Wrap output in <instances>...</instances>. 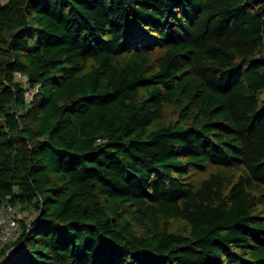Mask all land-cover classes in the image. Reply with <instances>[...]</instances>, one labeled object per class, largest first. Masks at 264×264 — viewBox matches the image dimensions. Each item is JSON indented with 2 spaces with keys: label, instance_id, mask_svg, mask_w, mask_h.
Returning a JSON list of instances; mask_svg holds the SVG:
<instances>
[{
  "label": "trees",
  "instance_id": "16d2710c",
  "mask_svg": "<svg viewBox=\"0 0 264 264\" xmlns=\"http://www.w3.org/2000/svg\"><path fill=\"white\" fill-rule=\"evenodd\" d=\"M3 203L0 264H264V0H0Z\"/></svg>",
  "mask_w": 264,
  "mask_h": 264
},
{
  "label": "built area",
  "instance_id": "2783aa9c",
  "mask_svg": "<svg viewBox=\"0 0 264 264\" xmlns=\"http://www.w3.org/2000/svg\"><path fill=\"white\" fill-rule=\"evenodd\" d=\"M15 76L23 83L25 97L31 99L37 89L29 85L25 75L17 72ZM18 207V205L10 203L0 205V251L20 233V220L23 219L24 215L19 212Z\"/></svg>",
  "mask_w": 264,
  "mask_h": 264
},
{
  "label": "rangeland",
  "instance_id": "374dc122",
  "mask_svg": "<svg viewBox=\"0 0 264 264\" xmlns=\"http://www.w3.org/2000/svg\"><path fill=\"white\" fill-rule=\"evenodd\" d=\"M5 1L6 0H1V2H5ZM163 118L164 119H163L162 123L164 125H169V124H172L176 120L177 116H176V113L171 108H167L164 112ZM208 170H212V167L209 166ZM18 208H19L18 209L19 212H21V214L24 215V217L21 221H23V220L28 221L32 217L31 211L26 210V209L25 210L21 209L20 207H18ZM20 226H21V222H20ZM170 229L176 233H186V232H188L189 227L185 221L177 220V221H173L171 223Z\"/></svg>",
  "mask_w": 264,
  "mask_h": 264
}]
</instances>
